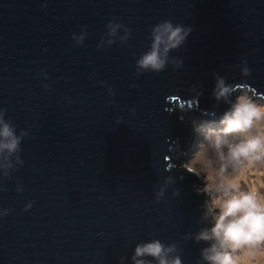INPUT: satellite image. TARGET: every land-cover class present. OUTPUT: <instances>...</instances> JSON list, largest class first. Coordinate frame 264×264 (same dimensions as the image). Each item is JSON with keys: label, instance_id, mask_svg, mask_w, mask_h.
Wrapping results in <instances>:
<instances>
[{"label": "water", "instance_id": "obj_1", "mask_svg": "<svg viewBox=\"0 0 264 264\" xmlns=\"http://www.w3.org/2000/svg\"><path fill=\"white\" fill-rule=\"evenodd\" d=\"M112 19L131 36L97 50ZM162 20L192 28L170 53L184 67L137 77L149 27ZM81 26L88 36L75 47ZM213 73L264 96V0H0V107L17 130L31 126L24 164L0 191V208L12 210L0 217V264H119L152 238L177 242L183 264H196L203 245L181 236L197 230L206 199L180 166L198 150L191 121L218 127L228 108L211 96ZM169 163L181 195L169 189L155 203Z\"/></svg>", "mask_w": 264, "mask_h": 264}, {"label": "clouds", "instance_id": "obj_2", "mask_svg": "<svg viewBox=\"0 0 264 264\" xmlns=\"http://www.w3.org/2000/svg\"><path fill=\"white\" fill-rule=\"evenodd\" d=\"M105 29L96 44L97 50L114 43L124 45L131 36V30L116 19L109 20ZM191 32V26L174 24L170 20L151 25L147 50L135 60V75L160 73L170 65L182 69L184 58L170 53L184 46ZM87 36L86 26H81V31L71 36L73 45L82 46ZM239 68L242 77L251 75L246 59H241ZM38 75L48 79L46 73ZM213 80L211 96L216 106L223 103L228 108L219 116L218 127L191 121L193 133L200 138L198 150L180 167L202 181L200 186H193L194 191L207 199L195 221L199 227L184 233L181 239L203 245L196 264H264V193L260 190L264 184L259 188L246 184L249 173L264 169V96H258L246 84L228 83L218 73H213ZM99 83L108 89L110 97L115 95L106 82ZM42 87L47 89L48 84L42 83ZM190 91L200 95L197 86ZM6 112L7 109L0 107V191L7 190L3 181L11 178L24 164L21 144L30 136L31 127L17 130L12 119L6 118ZM130 112L134 114L135 109ZM169 150L177 158L186 155L177 146ZM175 168V164L169 163L165 169L169 174L154 186L155 203L161 202L169 189L173 197L181 195L180 189L175 187L177 178L171 174ZM24 190L17 180L16 193ZM31 207L32 202L26 203L24 211ZM11 211L0 208V217ZM181 256L182 248L177 242L165 243L152 238L135 243L131 256L119 257V264L128 259L131 264H183Z\"/></svg>", "mask_w": 264, "mask_h": 264}, {"label": "rangeland", "instance_id": "obj_3", "mask_svg": "<svg viewBox=\"0 0 264 264\" xmlns=\"http://www.w3.org/2000/svg\"><path fill=\"white\" fill-rule=\"evenodd\" d=\"M191 155L192 154H190V157ZM186 161L187 160H185V162ZM246 184L247 186L258 187V188L261 186V184H264V169L253 173H249L248 176L246 177ZM260 190L262 193H264V188H261ZM205 199L207 198L205 197Z\"/></svg>", "mask_w": 264, "mask_h": 264}]
</instances>
